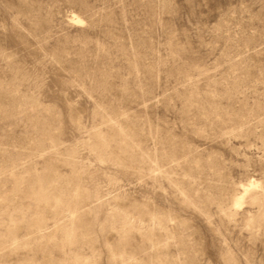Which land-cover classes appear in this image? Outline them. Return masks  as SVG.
Segmentation results:
<instances>
[{
	"label": "rangeland",
	"instance_id": "obj_1",
	"mask_svg": "<svg viewBox=\"0 0 264 264\" xmlns=\"http://www.w3.org/2000/svg\"><path fill=\"white\" fill-rule=\"evenodd\" d=\"M0 264H264V0H0Z\"/></svg>",
	"mask_w": 264,
	"mask_h": 264
}]
</instances>
